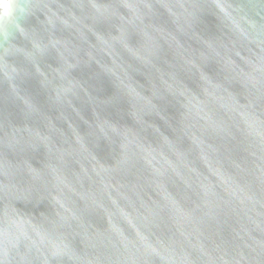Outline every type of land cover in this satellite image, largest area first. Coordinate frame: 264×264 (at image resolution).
<instances>
[{"label":"water","instance_id":"1","mask_svg":"<svg viewBox=\"0 0 264 264\" xmlns=\"http://www.w3.org/2000/svg\"><path fill=\"white\" fill-rule=\"evenodd\" d=\"M0 264H264V0H0Z\"/></svg>","mask_w":264,"mask_h":264}]
</instances>
